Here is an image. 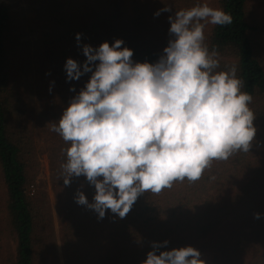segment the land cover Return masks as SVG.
I'll use <instances>...</instances> for the list:
<instances>
[{
	"label": "trees",
	"instance_id": "obj_1",
	"mask_svg": "<svg viewBox=\"0 0 264 264\" xmlns=\"http://www.w3.org/2000/svg\"><path fill=\"white\" fill-rule=\"evenodd\" d=\"M37 19L58 29L45 34L38 50L44 94L53 86L62 116L70 99L89 80L68 81L64 65L71 57L86 60L83 44L98 47L123 39L133 49L132 59L155 62L168 45L175 9L188 8L196 0H26ZM250 0H218L219 8L233 22L213 25L206 43L219 52L221 70L236 64L244 90L251 93L256 135L248 153H234L227 160L213 161L194 182L174 181L159 193L141 194L123 218L106 212L103 218L75 196L83 191L93 201L94 185L84 176L57 191V214L65 264H142L152 242L168 240L162 248L193 246L208 264H264V56L262 31L250 17ZM202 2V1H201ZM165 4L172 12L155 16ZM11 0H0V173L4 185L3 239L7 244L4 264H37L47 251L48 224L43 210L45 195L31 192L39 163L37 136L31 109L20 83L21 28L13 19ZM82 33L78 46L76 34ZM54 82V84H53ZM75 87V92L70 88ZM48 98V96L46 95ZM68 145L63 140L50 151L51 164L61 165ZM47 209V208H46ZM256 213H261L259 219ZM45 233L47 234L45 236ZM2 245V244H1ZM159 254V253H157Z\"/></svg>",
	"mask_w": 264,
	"mask_h": 264
},
{
	"label": "clouds",
	"instance_id": "obj_2",
	"mask_svg": "<svg viewBox=\"0 0 264 264\" xmlns=\"http://www.w3.org/2000/svg\"><path fill=\"white\" fill-rule=\"evenodd\" d=\"M172 11L165 4L154 15ZM168 20L170 39L154 63L134 61L133 49L116 39L83 44V65L71 57L64 65L68 81L91 76L47 127L68 145L63 183L84 176L94 185L92 202L79 190L75 200L98 218L108 210L123 218L141 194L199 180L214 160L248 153L256 135L253 96L237 65L221 70L218 50L206 43V26L230 25L231 14L196 0ZM82 35L76 34L78 46ZM168 244L152 242L142 264H206L197 248L161 251Z\"/></svg>",
	"mask_w": 264,
	"mask_h": 264
},
{
	"label": "rangeland",
	"instance_id": "obj_3",
	"mask_svg": "<svg viewBox=\"0 0 264 264\" xmlns=\"http://www.w3.org/2000/svg\"><path fill=\"white\" fill-rule=\"evenodd\" d=\"M201 1L203 2V0ZM208 2L211 6L219 8L218 0H208ZM10 8L13 19H15L21 28L20 55L18 56L19 77L24 89L25 99L32 111L31 121L35 126L37 136V151L40 166L35 176V185L31 189V192L35 196L45 195L48 202V207H45L43 210L48 228H50L48 230L49 236L46 240L47 251L40 257L37 264H65L60 234L61 226L57 214V191L65 184L60 176V165L54 167L49 157L50 151L62 139L47 127L49 123L56 122L61 117L56 111L58 98L53 86H51V91L46 93L48 98L44 94L45 90H43L40 82V64L38 62V50L41 46L43 35L55 34L58 29L39 21L26 0H11ZM248 10L252 20H255L260 29L263 30L260 43L264 56V0H250ZM212 26L211 24L206 26L207 32L212 29ZM4 191L0 173V229L4 224L5 218ZM1 244L0 264H4L7 244L13 253L16 246L14 242H9L6 239H3ZM200 258L208 264L206 257Z\"/></svg>",
	"mask_w": 264,
	"mask_h": 264
}]
</instances>
